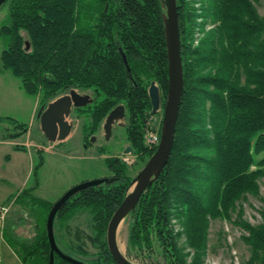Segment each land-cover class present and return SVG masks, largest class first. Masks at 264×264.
I'll return each instance as SVG.
<instances>
[{
	"label": "trees",
	"instance_id": "16d2710c",
	"mask_svg": "<svg viewBox=\"0 0 264 264\" xmlns=\"http://www.w3.org/2000/svg\"><path fill=\"white\" fill-rule=\"evenodd\" d=\"M254 1L200 0L201 14H196L189 0H176L183 94L174 143L163 171L132 212L130 235L139 246L150 245L155 235L168 264H201L209 220L229 219L231 211H236L234 223L245 230L242 239L250 247L243 264H264V198L262 222L257 225L242 218L241 206L236 210L245 193L258 194L257 179L264 176V16ZM4 4L0 64L19 79L21 89L34 96L42 92V104L72 87L90 89L92 102L75 108L84 117L81 134L86 144L106 114L123 104L129 146L138 157H150L156 148L143 143L145 113L151 110L147 88L155 81L163 104L168 88L162 1L6 0ZM207 18L212 24L208 29ZM196 29L203 34L194 43ZM10 121L14 130L9 137L25 132V124ZM104 163L112 173L108 180L76 192L55 215L62 218L78 208L91 209L97 233L89 238L94 243L106 232L131 182L128 165L120 157L107 156ZM52 204L39 202L44 209L36 213L30 243L10 241L22 262L49 264L46 219ZM174 218L180 231H174ZM182 233L192 253L178 245ZM102 245L98 259L88 264H115L106 242ZM53 264L73 263L54 255Z\"/></svg>",
	"mask_w": 264,
	"mask_h": 264
},
{
	"label": "rangeland",
	"instance_id": "374dc122",
	"mask_svg": "<svg viewBox=\"0 0 264 264\" xmlns=\"http://www.w3.org/2000/svg\"><path fill=\"white\" fill-rule=\"evenodd\" d=\"M189 1L195 8L196 14H201L200 0ZM254 5L258 14L264 16V0H255ZM6 12L7 4H3L0 7V25L6 22ZM196 20L200 23L203 17L199 15ZM209 20L207 18L206 29L212 27ZM202 34V31L195 30L194 43ZM2 49L3 42L0 39V53ZM69 89L63 93L68 92ZM75 89L80 93H88L92 96L90 89ZM41 99L42 92L36 96L26 94L20 87L19 79L10 70L1 67L0 264H36L32 260H28L26 263L22 262L12 249L10 241L28 244L34 239L35 216L38 211L44 209L42 205H39L41 200L53 203L74 185L110 176L112 173L104 163V158L107 156L124 158L128 165L126 175L131 180L149 158L138 157L133 153V150L123 153L124 146H129L125 137V124L115 123L108 140L104 139L101 125H99L94 133L95 140L87 143V149L84 148L81 134L84 117L78 116L75 108L70 115L74 122L71 137L66 142L51 143L47 141L40 129L37 112L39 109L45 108L49 101L42 104ZM35 106L37 109L34 114ZM162 116L163 105L156 114L152 115L151 110L146 111L145 126L156 127ZM10 118L27 126L25 132L17 138L9 137V133L14 130ZM122 122L125 123V118ZM11 139L16 144L25 147L26 150L15 149L16 144L13 145V142H10ZM44 147H47V150ZM261 155H264V152ZM257 182L259 185L257 195L245 193L236 202V210L241 206L242 218L252 225L262 222L259 211L263 207L264 176L259 177ZM130 184L127 191L130 189ZM22 190H26L23 195L20 194ZM32 197L37 200V203L31 200ZM235 219L236 211H231L229 219L214 218L209 220L206 254L203 256L201 264H243L248 260L250 247L242 239L246 232L234 223ZM172 222L174 231L182 229L176 218ZM132 225L133 215L131 213L119 223L117 228L116 240L124 256L135 264H168L162 245L155 235L151 237L150 245L144 243L139 246L131 242ZM53 232L58 248L63 253L85 264L98 259L100 251L103 250L102 243L106 242V232L99 242L94 243L90 240L89 237H94L97 230L94 213L89 208H78L62 218L56 217L53 222ZM178 245L183 248L184 252L192 253L183 233L178 237ZM191 257L192 254L187 257V261H190Z\"/></svg>",
	"mask_w": 264,
	"mask_h": 264
},
{
	"label": "water",
	"instance_id": "95a60500",
	"mask_svg": "<svg viewBox=\"0 0 264 264\" xmlns=\"http://www.w3.org/2000/svg\"><path fill=\"white\" fill-rule=\"evenodd\" d=\"M161 1L162 5L165 7L163 21L168 64V88L163 104L160 141L155 151L145 162L144 166L131 180L130 189L126 192L121 203L113 211L108 221L106 228V244L115 264H135L127 259L120 251L116 240L117 228L119 223L134 211L142 194L159 177L168 162L174 143L176 121L183 94V67L180 53L181 45L177 4L176 0ZM5 2L6 0H0V7ZM119 52L126 71L129 73V67L122 49H119ZM147 93L151 105V111L156 113L161 108V95L159 87L155 81L152 80L150 82ZM92 100L93 98L90 94L80 93L75 88H70L68 92L60 94L49 101L45 108L39 109L37 117L39 119L40 129L47 141L55 142L64 140L70 134L74 125V122L70 118L73 109L83 107L91 103ZM124 118L125 107L123 104L114 106L106 114L102 124L105 140H108L111 137L112 127L115 123L124 125V122H122ZM94 139L95 136L92 135L90 141H94ZM127 152H132L130 146H126L123 150V153ZM121 160L125 161L124 158H121ZM107 180L108 178L104 177L81 182L70 187L55 202H53L46 219V231L50 245L49 264H53L54 255H58L73 264H85L84 262L63 253L58 248L53 232L54 218L56 213L73 194Z\"/></svg>",
	"mask_w": 264,
	"mask_h": 264
},
{
	"label": "built area",
	"instance_id": "2783aa9c",
	"mask_svg": "<svg viewBox=\"0 0 264 264\" xmlns=\"http://www.w3.org/2000/svg\"><path fill=\"white\" fill-rule=\"evenodd\" d=\"M156 113H152V115L156 114ZM161 122H162V118H161L160 122L158 123V125L156 127H152V126L148 127L147 125L145 126L144 134H143L144 144L149 149L157 148V146L159 144ZM51 143H53V142H51ZM44 148H45V150H47V147H44Z\"/></svg>",
	"mask_w": 264,
	"mask_h": 264
},
{
	"label": "crops",
	"instance_id": "0c3cea01",
	"mask_svg": "<svg viewBox=\"0 0 264 264\" xmlns=\"http://www.w3.org/2000/svg\"><path fill=\"white\" fill-rule=\"evenodd\" d=\"M0 73H1V67H0ZM36 109H37V106H35L34 107V109H33V112H34V114L36 113ZM71 132H72V130H71ZM71 132H70V134L64 139V140H62L61 142H66L67 141V139H69L71 136ZM7 140V139H6ZM12 141H10V142H13V145L14 144H16V142L15 141H13V139H11ZM58 142H60V141H58ZM15 152H18L17 150H15ZM58 154V153H57Z\"/></svg>",
	"mask_w": 264,
	"mask_h": 264
},
{
	"label": "flooded vegetation",
	"instance_id": "af4514ba",
	"mask_svg": "<svg viewBox=\"0 0 264 264\" xmlns=\"http://www.w3.org/2000/svg\"><path fill=\"white\" fill-rule=\"evenodd\" d=\"M148 89V88H147ZM160 95H161V92H160ZM161 100H162V96H161ZM163 103V101L161 102V106L163 105L162 104ZM160 110V109H159ZM152 112V111H151ZM153 113V112H152ZM104 120V119H103ZM102 124H103V121L101 122V128H102ZM102 131H103V129H102ZM103 136H104V133H103ZM95 140V139H94ZM89 142H92V141H90V137L88 138V143ZM83 146H84V148H86L87 149V144L83 141V144H82ZM126 148V146H124V148H123V150ZM111 176V175H110ZM110 176H108L107 178H109Z\"/></svg>",
	"mask_w": 264,
	"mask_h": 264
}]
</instances>
